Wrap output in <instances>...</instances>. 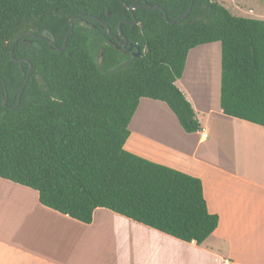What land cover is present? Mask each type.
<instances>
[{
	"label": "trees",
	"instance_id": "trees-1",
	"mask_svg": "<svg viewBox=\"0 0 264 264\" xmlns=\"http://www.w3.org/2000/svg\"><path fill=\"white\" fill-rule=\"evenodd\" d=\"M156 5L168 20L150 8ZM102 23L110 33L120 23L140 54L110 46ZM44 30L52 47L39 37ZM214 41L221 44L220 108L264 126V19L233 15L212 0H0V178L84 224L103 207L201 244L218 217L207 210L200 179L124 144L142 97L165 102L184 131L200 128L175 82L187 52ZM11 50L32 63L22 93L28 64Z\"/></svg>",
	"mask_w": 264,
	"mask_h": 264
},
{
	"label": "crops",
	"instance_id": "crops-1",
	"mask_svg": "<svg viewBox=\"0 0 264 264\" xmlns=\"http://www.w3.org/2000/svg\"><path fill=\"white\" fill-rule=\"evenodd\" d=\"M212 1L233 15L264 19V0ZM220 79V42L191 48L175 84L200 128L184 131L165 102L142 97L124 144L200 179L207 210L218 217L201 244L103 207L84 224L0 178V264H264V126L223 113Z\"/></svg>",
	"mask_w": 264,
	"mask_h": 264
},
{
	"label": "water",
	"instance_id": "water-1",
	"mask_svg": "<svg viewBox=\"0 0 264 264\" xmlns=\"http://www.w3.org/2000/svg\"><path fill=\"white\" fill-rule=\"evenodd\" d=\"M192 1L193 0H191V3H192ZM144 6H146L145 4H144ZM136 8V5H135V3L133 2L129 7H128V10L131 12V14H132V16H133V13H132V11H133V9H135ZM151 9H161L162 11H163V9H162V7H160V6H153V7H150ZM190 10H191V6L189 7V9L187 10V12H185L184 14H182L181 16H180V18H184V17H186L188 14H189V12H190ZM110 15V12L107 10V16H109ZM163 17L166 19V20H168L167 19V15H166V13L163 11ZM176 19L175 18H173L172 19V21H175ZM136 22V19H133V21H132V23H135ZM69 25H70V28H69V30H68V33L66 34V36H65V39H64V44H63V46L61 47V48H58L59 50H63L64 48H65V42L67 41V38H68V35H69V33L72 31V29H73V19L71 18L70 20H69ZM102 26H106V31H107V34H110V30H109V27L105 24V23H102ZM117 31H118V33L122 36V34H121V27H120V23L118 24V29H117ZM47 34V30H44L43 32H42V35L44 36V35H46ZM52 38V40L54 39V37L52 36L51 37ZM123 38H124V41L122 42V44L124 45L125 43H126V37L125 36H123ZM35 46H37V47H39V45L36 43V42H34L33 43ZM128 50H130V47L128 48ZM139 51L135 54V56H138L139 55ZM10 55H11V57L14 59V60H16V61H18V62H21V61H24V62H26L27 64H28V68H27V73H26V79H25V81H24V83H23V85H22V87H21V90H20V93H22V91H23V89H24V87H25V85H26V83H27V80H28V78H29V75H30V72H31V70H32V63L28 60V59H15L14 57H13V51L11 50V53H10ZM4 91H5V99L3 100V103L5 104L6 103V97H7V94H6V88L4 87ZM18 100H19V98H18Z\"/></svg>",
	"mask_w": 264,
	"mask_h": 264
},
{
	"label": "flooded vegetation",
	"instance_id": "flooded-vegetation-1",
	"mask_svg": "<svg viewBox=\"0 0 264 264\" xmlns=\"http://www.w3.org/2000/svg\"><path fill=\"white\" fill-rule=\"evenodd\" d=\"M140 6H144V4H140ZM129 7V6H128ZM128 7L126 8L127 10H128ZM136 8H137V6H136ZM135 8V9H136ZM134 10V9H133ZM129 11V10H128ZM130 12V11H129ZM133 12V11H132ZM131 13V12H130ZM133 21V20H132ZM132 23V22H131ZM134 23H132V25H133ZM101 27H102V25H101ZM121 34H122V36L118 33V31L116 32V33H110V34H108V40H107V43L110 45V46H112V47H114L116 50H118V51H121L122 53H124L125 55H128V56H130V57H135V54L139 51V49H138V46L135 44V43H133L132 41H130L128 38H127V36L125 35V34H123L122 32H121ZM123 36H125L126 37V43L123 45L122 44V42L124 41V38H123ZM39 37H41V38H43L45 41H46V43H47V45L48 46H50V47H52V45H53V40H52V38L51 37H49V35H42V36H39ZM130 47V50H128V48ZM140 52V51H139ZM140 54V53H139ZM125 63V62H124Z\"/></svg>",
	"mask_w": 264,
	"mask_h": 264
},
{
	"label": "rangeland",
	"instance_id": "rangeland-1",
	"mask_svg": "<svg viewBox=\"0 0 264 264\" xmlns=\"http://www.w3.org/2000/svg\"><path fill=\"white\" fill-rule=\"evenodd\" d=\"M100 61V60H99ZM124 65V62L120 65V66H123Z\"/></svg>",
	"mask_w": 264,
	"mask_h": 264
}]
</instances>
